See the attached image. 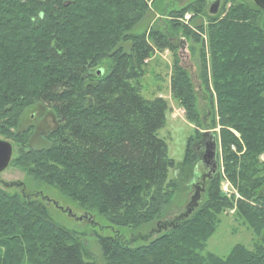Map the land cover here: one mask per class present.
I'll list each match as a JSON object with an SVG mask.
<instances>
[{
    "label": "trees",
    "instance_id": "obj_1",
    "mask_svg": "<svg viewBox=\"0 0 264 264\" xmlns=\"http://www.w3.org/2000/svg\"><path fill=\"white\" fill-rule=\"evenodd\" d=\"M158 1L0 0V138L17 152L10 165L111 225L168 226L143 245L133 243L134 234L100 235L105 264H264V11L252 0H224L215 15L205 0L177 9ZM155 8L171 24L133 34ZM187 12L192 21L201 18L196 30L179 21ZM188 38L201 46L196 75L180 54ZM165 50L173 53L172 97L200 128L180 164L158 135L168 102L142 95L148 60ZM37 104L57 118L45 148L29 147L32 128L18 131ZM203 130L218 138L224 172L207 180L204 199L187 218L162 221L182 176H196L193 145ZM172 168L179 176H170ZM24 187L0 185V264H98L80 234ZM231 210L255 235L253 249L237 244L225 258L204 253Z\"/></svg>",
    "mask_w": 264,
    "mask_h": 264
},
{
    "label": "rangeland",
    "instance_id": "obj_2",
    "mask_svg": "<svg viewBox=\"0 0 264 264\" xmlns=\"http://www.w3.org/2000/svg\"><path fill=\"white\" fill-rule=\"evenodd\" d=\"M192 1L194 0H159L158 3L162 6L166 5L168 9H177ZM205 1L207 4L206 7L209 10V7L212 4L213 0ZM223 1L224 0H222V2ZM161 14L162 12L159 8L151 10L149 14H147L145 19L142 20L131 32L133 34H141L149 27L156 26V24H158V26H164L165 22L171 24L170 20L172 18ZM200 19L201 18L192 21V13L187 12L183 17L179 18V21L189 26L192 30H196V26L200 23ZM180 37L181 35L177 37V41H180ZM202 38L204 39V43L207 47L206 36L203 35ZM184 45L186 46L187 51H181L189 54L188 59H186L185 57L184 64L188 66V68L194 75H196L199 70V50L201 46L194 42V40L191 38H188V43L185 42ZM125 47L128 49L129 44H127ZM189 50H191L192 53L189 52ZM172 63L173 53L170 50L158 51L152 54V57L148 60V64L145 68L146 72L141 78L143 87L142 95L147 99H152L157 96L165 99L168 102L166 125L164 128L159 130L158 135L160 138L166 141L170 158H172L176 162V164H180L184 159L188 138L195 136L196 130L199 131L200 128H198L196 124L190 123L187 120V113L185 108L179 106L172 97ZM56 120V115L50 107H47L43 104H37L24 113L18 131H26L27 129L32 128L29 147L45 148L51 145L52 141L49 137H51L56 129ZM208 122L209 121H207V123ZM16 154L17 152L15 151L13 158L16 156ZM219 164L220 172L223 173L224 167L220 158ZM201 167L202 166L199 162L195 170L196 176L194 177H192V175L191 177H180L181 190L180 192H177L172 206L168 209L162 221H171L185 211L187 203L190 201L192 195H194L196 192L195 185H198L200 188L199 202L204 199L205 184L209 178H207L206 182H203L205 181V179L202 178L203 172L201 171L203 170V167ZM178 174L179 173L177 169H170L171 177L177 176ZM0 180L5 182L22 183L21 187H15L12 189L7 188L10 192L20 191V188L25 186L24 188L27 192L42 193L45 197L56 201L61 207L70 208V210L77 217L85 215V210L81 208L77 202L68 199L56 188L43 182L34 180L32 177L28 176L25 171L18 167L10 165L3 173L0 174ZM226 180L227 179L223 177L221 182V189H223V185ZM40 198L42 199L41 196ZM48 209L52 217L58 223L80 234L79 237L86 244L89 255L98 264H105L98 243V237L100 235L110 236L114 235L116 231L122 233V235H126L127 237L131 236V234H134L135 236H137V239L133 243H135L136 245H143L165 232L168 228V226H164L163 224L161 225L157 222H153L140 229L126 228L111 225V223L107 219L97 216L96 214L92 215V220H77L75 217L61 210L53 203L48 204ZM233 213L234 210H231L230 212H226L225 214H222L220 216V224L216 232L208 240L204 253L212 252L225 258L229 255L231 249L237 244H243L248 248L253 249L255 235L243 223L241 219H235Z\"/></svg>",
    "mask_w": 264,
    "mask_h": 264
},
{
    "label": "water",
    "instance_id": "obj_3",
    "mask_svg": "<svg viewBox=\"0 0 264 264\" xmlns=\"http://www.w3.org/2000/svg\"><path fill=\"white\" fill-rule=\"evenodd\" d=\"M258 7H260L264 11V0H252ZM221 0H216L211 6H210V13L216 14L219 11ZM263 28H264V20H263ZM186 41L184 39L181 40L180 47L181 50L186 51V46L184 45ZM180 50V54L182 55L184 51L182 52ZM186 53V52H185ZM184 53V54H185ZM103 71H100V74H102ZM205 142V152L203 154V164L206 168H210V171L208 172V175L204 177L211 179L213 175L218 171V141L216 136L212 131H206L203 134V138ZM14 154V147L13 144L5 139L0 138V174L3 173L10 165L12 158ZM0 184H2L6 188L10 187H21L22 183L19 182H5L0 180ZM200 188L195 192L194 195H192L191 200L186 207V211L180 215L179 219L183 220L184 218H187L192 212L195 210V208L198 207V203L200 200ZM42 197V199L46 200L47 203H53L55 206L59 207L61 210L67 212L69 215L75 217L77 220H83V219H89L92 220V215L85 213L84 216L77 217L70 208H64L61 207L56 201L51 200L48 197H45L42 193H37Z\"/></svg>",
    "mask_w": 264,
    "mask_h": 264
},
{
    "label": "flooded vegetation",
    "instance_id": "obj_4",
    "mask_svg": "<svg viewBox=\"0 0 264 264\" xmlns=\"http://www.w3.org/2000/svg\"><path fill=\"white\" fill-rule=\"evenodd\" d=\"M214 1V0H213ZM55 121V120H54ZM55 128H57V120H56V126H55ZM205 142H204V139H199L198 141H197V143L195 144L194 143V149H195V151H196V153H197V155H198V158H199V161H198V163L200 162V164H201V166L203 167V170L201 171V172H203L202 173V178H204V177H206L207 175H208V172L210 171V168H206L205 166H204V164H203V161H202V159H203V154H204V152H205ZM198 163H197V165H196V168H197V166H198ZM201 167V168H202ZM207 179V178H206ZM196 186H198V185H195V187ZM198 188L199 187H196L195 188V191H197L198 190Z\"/></svg>",
    "mask_w": 264,
    "mask_h": 264
},
{
    "label": "built area",
    "instance_id": "obj_5",
    "mask_svg": "<svg viewBox=\"0 0 264 264\" xmlns=\"http://www.w3.org/2000/svg\"><path fill=\"white\" fill-rule=\"evenodd\" d=\"M223 190L224 192H226L227 194H231L232 193V186L229 183V181L226 180V182L223 185Z\"/></svg>",
    "mask_w": 264,
    "mask_h": 264
},
{
    "label": "bare ground",
    "instance_id": "obj_6",
    "mask_svg": "<svg viewBox=\"0 0 264 264\" xmlns=\"http://www.w3.org/2000/svg\"><path fill=\"white\" fill-rule=\"evenodd\" d=\"M187 51V50H186ZM188 56H189V54L187 53L186 54V59H188ZM184 61V63H185V59L183 60ZM20 183V182H19ZM2 185V184H1ZM10 188H15V187H10ZM16 188H18V187H16ZM44 200V199H43Z\"/></svg>",
    "mask_w": 264,
    "mask_h": 264
}]
</instances>
